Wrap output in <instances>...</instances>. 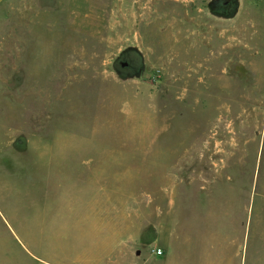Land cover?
<instances>
[{
	"label": "rangeland",
	"instance_id": "1",
	"mask_svg": "<svg viewBox=\"0 0 264 264\" xmlns=\"http://www.w3.org/2000/svg\"><path fill=\"white\" fill-rule=\"evenodd\" d=\"M0 264H264V0H0Z\"/></svg>",
	"mask_w": 264,
	"mask_h": 264
},
{
	"label": "built area",
	"instance_id": "2",
	"mask_svg": "<svg viewBox=\"0 0 264 264\" xmlns=\"http://www.w3.org/2000/svg\"><path fill=\"white\" fill-rule=\"evenodd\" d=\"M160 254H161V252H160V251H158V252H157V255H160Z\"/></svg>",
	"mask_w": 264,
	"mask_h": 264
},
{
	"label": "flooded vegetation",
	"instance_id": "3",
	"mask_svg": "<svg viewBox=\"0 0 264 264\" xmlns=\"http://www.w3.org/2000/svg\"><path fill=\"white\" fill-rule=\"evenodd\" d=\"M228 3V2H227Z\"/></svg>",
	"mask_w": 264,
	"mask_h": 264
}]
</instances>
